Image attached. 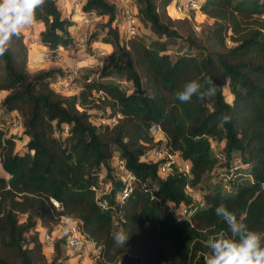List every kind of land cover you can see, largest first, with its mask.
Instances as JSON below:
<instances>
[{
    "label": "trees",
    "instance_id": "1",
    "mask_svg": "<svg viewBox=\"0 0 264 264\" xmlns=\"http://www.w3.org/2000/svg\"><path fill=\"white\" fill-rule=\"evenodd\" d=\"M128 4L142 30L122 37L113 26L120 6L83 0L79 19L85 14L104 19L101 37L89 33L85 48L90 53L101 47L112 64L96 78L86 69L73 75L79 87L70 95L52 85L55 76L69 74L62 67L28 69L24 30L0 56V264L64 262L66 236L53 237L47 261L37 230L50 235L63 218L75 221L92 243L91 264H205L211 253L206 241L227 231L214 213L219 204L244 217L250 230L264 232V0H202L199 14L210 23L199 36L188 18L170 14L172 0ZM36 22L37 47L75 49L77 25L55 0L37 9ZM177 43L188 49L171 52ZM209 77L218 85L214 96H193L187 103L175 98L192 80L206 89ZM90 110L113 122L94 124ZM10 112L18 115L21 148L8 134ZM222 114L230 121L222 123ZM152 124L159 126L161 138L149 134ZM212 140L220 146L223 164ZM159 146L187 161L188 175L173 163L159 175L162 160L146 158ZM232 153L241 169L225 184L214 171L226 169ZM114 157L132 176L121 200ZM140 182L154 191L140 188ZM104 183L113 189L101 206L96 192ZM168 204L189 206L192 213L178 217ZM121 228L130 233L124 247L113 243Z\"/></svg>",
    "mask_w": 264,
    "mask_h": 264
},
{
    "label": "rangeland",
    "instance_id": "2",
    "mask_svg": "<svg viewBox=\"0 0 264 264\" xmlns=\"http://www.w3.org/2000/svg\"><path fill=\"white\" fill-rule=\"evenodd\" d=\"M56 1V0H55ZM109 3L121 6L124 5L126 7H128V2L130 0H107ZM202 1V0H199ZM57 4V3H56ZM58 7H61L62 10V14L65 17H68L71 21H73L75 23V26L77 28V31L74 33V38L76 41V45H75V49L74 48H65V49H57V52L62 56L63 58V63H62V68L64 71H68L67 68L69 67V65H71L72 63H78L79 67L76 71L77 76H79L81 74V72H83V70H89V77L90 78H96L98 74L105 72L110 66H111V59L110 57H102V63H101V67L100 68H95L92 66H85L83 62H81L82 57L90 54L86 48H85V39L86 37L89 35V33L94 32L97 34L98 37H101L100 33H103L104 30L101 29V26L104 22L103 18H99V17H94V15L91 14V17H93L92 23L88 26H84V24L80 23V15L79 13L81 12L80 6H73V3H71V0H59ZM172 16H174L172 13H170ZM177 16L181 17V14L176 13ZM190 20V24L191 27L194 31V33L199 36L201 33V29L203 27H205L207 24L210 23V21L208 19H205L202 15H200L198 12H192L189 13V18ZM39 28V24L38 22H35L33 25L26 27L24 29L25 32V45L26 48L28 47L30 42H35V37H36V32ZM101 48V47H100ZM188 48L186 45L181 44V43H177L173 46H171V52L176 53V52H182V51H186ZM39 50L40 51V55L38 57V60L36 62H34L33 60H31L32 58H34L35 55L39 54ZM46 50V49H45ZM44 49H41L39 46L38 47H29V55H30V61H33L34 65H40L38 66V68H36L35 70H31V72L36 71L37 69H41L44 68L46 66H50V65H54V64H45L43 62H41V56L43 54V52L45 51ZM101 60V59H99ZM30 67H32L30 65ZM28 68V69H32V68ZM70 71V70H69ZM75 75V74H73ZM76 76V78H77ZM56 77V76H55ZM54 77V78H55ZM54 80V79H53ZM79 87V78L75 81L74 80V84L72 89L66 91L63 95H70L72 94L74 91H76V89ZM224 93L226 96H228L227 94V90L224 89ZM94 96H96L97 94H93ZM91 113H94V116L92 118V122L96 125L98 124H103V123H111L109 122L110 120H101L96 118L98 114L96 111L94 110H90ZM9 117L11 119V126L8 130V134L15 137L16 138V148H21L22 144L24 143V140L22 138V136L20 135V125H19V119H18V115L15 112H10L9 113ZM63 135V133L61 134ZM211 147H212V151L213 153L216 155L218 162H221L222 164L224 163V157L222 155V153H220V146L219 144L217 145L213 140L210 142ZM231 165H238V159L235 153H232L231 155V162L230 164L226 165L227 167H230ZM240 166V164H239ZM241 168H237V171H240ZM224 168H220L217 167L214 171V174L217 177V174L221 171H223ZM115 178L118 180V175H115ZM120 181V180H118ZM120 183V182H119ZM228 184V183H225ZM113 189V185H110L109 183H104L102 185L101 188H99V190H97L96 193V200L99 204H101L102 206L105 205V202L108 200V193L109 191ZM116 190V192H119V186H115L114 188ZM116 193L115 198L117 199L118 194ZM195 195L197 196V194L195 193ZM71 225L70 222L68 221H60L59 224L55 227V229L52 230V232L50 233V235H46L42 229H37L39 231V239L42 243V251L43 254L45 256V258L47 259V261H50L51 256H52V239L53 237H61V236H66L67 235V229L68 227ZM46 236L48 238H50V241L46 239ZM61 251H62V258H64V262L61 261V264H91L92 263V258L95 254V250L93 248L92 243H90L89 241L85 240L83 245L81 246L80 249L78 250H70L66 245H65V241L61 244Z\"/></svg>",
    "mask_w": 264,
    "mask_h": 264
},
{
    "label": "clouds",
    "instance_id": "3",
    "mask_svg": "<svg viewBox=\"0 0 264 264\" xmlns=\"http://www.w3.org/2000/svg\"><path fill=\"white\" fill-rule=\"evenodd\" d=\"M46 0H0V56L8 51L13 37L19 38L22 31L36 22V11L42 8ZM203 85L192 80L175 94L182 103L190 102L193 96L200 100L214 96L218 85L209 77ZM231 117L222 114V123L229 122ZM214 213L227 225V231L221 232L206 241L211 250L205 258V264H264V232L250 230L245 218H238L226 205L215 206ZM130 233L121 228L113 234V243L124 247Z\"/></svg>",
    "mask_w": 264,
    "mask_h": 264
},
{
    "label": "built area",
    "instance_id": "4",
    "mask_svg": "<svg viewBox=\"0 0 264 264\" xmlns=\"http://www.w3.org/2000/svg\"><path fill=\"white\" fill-rule=\"evenodd\" d=\"M83 0H71L73 6H81ZM129 3V2H128ZM201 1L199 0H172V9L175 13L181 14V17L189 18L190 12H198L199 13V6ZM121 14L118 18L115 19L113 26L118 29V33L122 37H131L135 34L139 33L142 30L141 24L139 23L137 17L134 14L133 9L128 5V7L121 5ZM93 18L91 15L85 14L80 18V23L86 26L92 23ZM102 57H106V51L100 47H93L90 54L82 57L81 62L84 63L85 66H92L95 68H100L102 63ZM101 59V60H99ZM41 62L45 64H54L51 66H60L62 67L63 58L57 52V50H45L41 56ZM78 63H72L67 68L69 74L67 76H56L53 80V88L61 93L64 94L69 89L71 90L73 87L72 76L76 74L78 69ZM70 70V71H69ZM109 122H113L110 120ZM110 123V124H111ZM149 134L154 139L161 138V130L158 125L152 124L148 128ZM66 132V127H63V133ZM216 156V155H215ZM147 159L151 161H161L158 167V174L163 175L170 170V165L173 163L177 166L178 170L183 172L184 174L188 175L189 172V164L185 160H181L178 158L177 153L169 152L166 148L163 147H155L147 156ZM112 165L114 169L118 172L120 179L122 180V187L119 194V200L126 197L132 182V176L129 172L124 169L123 162L121 160L116 159L115 157L112 160ZM239 167L238 165H231L227 167L223 171L217 174V178H219L223 183H228L234 170ZM263 186V185H262ZM139 187L142 189H147L149 193H152L155 189L154 186H149L147 182H140ZM190 198H196L194 192H191L190 189H187ZM97 193V192H96ZM50 204L54 207L59 209V204L53 200L49 199ZM101 205V204H100ZM102 206V205H101ZM167 210L169 212H176L178 217L188 219L190 214L192 213V209L189 206L181 205L178 208H175L172 204L167 205ZM71 225L67 229V235L65 239V245L70 250H78L83 245L85 239L81 234L80 230L77 227L75 221L68 220ZM46 239L50 241V238L46 236ZM160 264H167V262L162 261Z\"/></svg>",
    "mask_w": 264,
    "mask_h": 264
},
{
    "label": "crops",
    "instance_id": "5",
    "mask_svg": "<svg viewBox=\"0 0 264 264\" xmlns=\"http://www.w3.org/2000/svg\"><path fill=\"white\" fill-rule=\"evenodd\" d=\"M58 2H59V0H56V3L58 4ZM61 10H63L61 7H59ZM36 43V42H35ZM40 51L41 50H39V54H37V55H35L34 56V58H32L31 60H33L34 62H36L37 60H38V57H39V55H40ZM33 61H31V62H29L28 63V68L30 67V65L32 66V67H30V68H32V69H29L30 71L31 70H35L36 68H38V66H40V65H34V64H36V63H34L33 64ZM61 221H68V219H61ZM69 222V221H68ZM55 229V228H54Z\"/></svg>",
    "mask_w": 264,
    "mask_h": 264
},
{
    "label": "bare ground",
    "instance_id": "6",
    "mask_svg": "<svg viewBox=\"0 0 264 264\" xmlns=\"http://www.w3.org/2000/svg\"><path fill=\"white\" fill-rule=\"evenodd\" d=\"M170 12L174 15V16H176V17H179V16H177V14L173 11V9L171 8V10H170ZM37 43H35V42H30L29 43V45H28V47H37Z\"/></svg>",
    "mask_w": 264,
    "mask_h": 264
}]
</instances>
